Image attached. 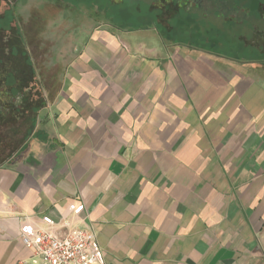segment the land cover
I'll list each match as a JSON object with an SVG mask.
<instances>
[{"label": "crops", "instance_id": "1", "mask_svg": "<svg viewBox=\"0 0 264 264\" xmlns=\"http://www.w3.org/2000/svg\"><path fill=\"white\" fill-rule=\"evenodd\" d=\"M161 29L44 35L66 56L0 144V264L39 263L21 235L45 215L94 228L98 264H264V59Z\"/></svg>", "mask_w": 264, "mask_h": 264}, {"label": "flooded vegetation", "instance_id": "2", "mask_svg": "<svg viewBox=\"0 0 264 264\" xmlns=\"http://www.w3.org/2000/svg\"><path fill=\"white\" fill-rule=\"evenodd\" d=\"M108 6L114 5L118 8L123 7L124 3L129 4V7L134 3L133 8L127 7V9L133 10L136 12L144 11L149 15V23L147 27H152V25L163 26L164 30L179 36L184 35H195L204 36L207 34H215L221 37L229 38L233 36L235 40H243L244 44L253 45L259 37V30L264 29V14L256 16L252 14L248 8H245L244 0H106ZM145 7V8H142ZM82 11L88 19H99L103 20L106 15L103 10L100 8V4L97 3V0H90L89 2L82 1ZM34 23V22H33ZM178 25V26H176ZM18 27V25H17ZM175 27H180L176 33L174 32ZM21 29V28H20ZM39 29L37 34L41 33ZM23 32H20L19 38L23 46L27 45L26 36L22 35ZM255 34H258L256 37ZM235 35V36H234ZM239 36V37H238ZM205 45H211L212 43L204 42ZM28 50V59L34 65L35 75L33 78L35 80L40 79L41 74H39L37 65L32 57L29 48ZM23 48L20 51V57L22 58L21 62L19 57H14L13 59L7 56L5 59H8L4 63L0 64V122L2 125L6 121V131L7 128L13 127L14 116L16 118L23 113H26L25 110H19L18 113L15 111L13 103L18 105L19 98L22 95L13 97L12 91L9 88L2 85L4 81L9 79L10 74L17 75L18 81H22L25 77L22 67L25 64L26 59L23 54L25 51ZM10 62V63H9ZM7 65V66H6ZM41 67V66H40ZM3 68V70H2ZM42 69V67H41ZM7 70V74L4 73ZM42 79V77H41ZM40 81L43 83V81ZM2 85V86H1ZM29 109V107H28ZM21 111V112H20ZM28 112V111H27ZM23 115V114H22ZM10 134V133H9ZM6 133L0 135V143H4L6 140Z\"/></svg>", "mask_w": 264, "mask_h": 264}, {"label": "rangeland", "instance_id": "3", "mask_svg": "<svg viewBox=\"0 0 264 264\" xmlns=\"http://www.w3.org/2000/svg\"><path fill=\"white\" fill-rule=\"evenodd\" d=\"M82 1L89 2L90 0H0L1 4H6L7 7L5 8L10 9L5 11L7 13V18L3 20L6 16L5 14L0 17V64L7 61L8 59L5 58L7 56L9 57V55L12 59L14 57H19L18 59L21 62L22 58L19 55L20 51L22 48L25 50L27 47L30 52H32L31 55L34 58L39 72H43L45 70L59 71L64 65V62H61L60 60H65V57L63 56L66 55L63 54L66 52L63 50L62 54L58 56L57 50L59 48L57 45H59L60 42H56L54 39L56 42V44H54L52 41L53 38L48 40V36H44L46 33L51 35L49 33V29L51 30L53 26L59 25V23L67 29L66 33L68 38L71 37L75 39L78 33H82V30H75L78 26H80V28H84L85 37L91 28L100 23H108L119 28L123 27L125 29L136 30V28H144L150 22L148 19L149 15L144 11L135 13L133 10L127 9V7H129V4L127 3H124L121 8L114 5L108 6V2L106 0H97V3L100 4L101 10H103L106 14L103 20H89L88 17L83 14ZM9 2H11V4L17 2V6L19 8L17 7L14 9L19 11L16 12L14 9L11 11V5L9 6ZM244 5L245 8L247 7L248 10L256 16L264 13V0H244ZM130 6L133 8L134 3ZM1 11L3 12V9ZM13 23H16V25L21 28L19 32H23L24 36H26V46H23L20 42L19 35L17 34L18 31H16L17 28L13 25ZM161 27V30H163V26ZM39 29L45 30L42 35H40V33L37 34ZM140 34L144 33L141 32ZM171 34L175 35L173 32ZM220 35L222 36V34ZM41 36H44V39ZM229 38L233 39L231 42H234L236 39L233 36H229ZM229 38H226L225 40H229ZM196 42L200 43L202 41L200 39H196ZM69 44L71 46L72 43ZM238 47L239 45L235 44L231 48L238 49ZM248 47L250 50H246L244 47L243 50L239 51V56L243 58H252L257 55L258 51H254L253 45H248ZM69 54L70 52L68 55ZM44 63H46L45 67L43 65ZM40 66L43 67V69H41ZM20 116L21 119L25 120L22 114H20ZM29 124H27L26 121L25 125L22 126L19 131V137H23V134L27 131ZM0 125H2V123H0ZM3 133L4 127L2 126L0 128V135Z\"/></svg>", "mask_w": 264, "mask_h": 264}, {"label": "built area", "instance_id": "4", "mask_svg": "<svg viewBox=\"0 0 264 264\" xmlns=\"http://www.w3.org/2000/svg\"><path fill=\"white\" fill-rule=\"evenodd\" d=\"M21 238L39 259L38 264L99 263L97 234L88 226L79 227L45 215L34 232H23Z\"/></svg>", "mask_w": 264, "mask_h": 264}, {"label": "trees", "instance_id": "5", "mask_svg": "<svg viewBox=\"0 0 264 264\" xmlns=\"http://www.w3.org/2000/svg\"><path fill=\"white\" fill-rule=\"evenodd\" d=\"M14 1V0H13ZM9 5H11V2H9ZM11 11L12 9H14V6H10ZM264 14V13H263ZM264 20V17H263ZM178 26V25H176ZM178 30H180V27H175L174 28V32L176 33ZM259 37L257 36L258 34H255L257 38V40H262L264 41V29H260L259 30ZM202 39H204V42H208L210 41V39H208L207 37L202 36ZM226 38L221 36L219 41H217L218 44H222L223 40H225ZM230 39V38H229ZM221 40V42H220ZM257 42V41H256ZM211 46H214L215 42H211L210 41ZM261 46L260 50L257 53V57L260 56L261 59H264V47ZM28 50L24 51V58L26 59L24 66L22 67L23 69V73L25 74L26 78H23L22 81H18V77L17 75L14 74H10L9 79H7V81H4L3 83H1L2 85H5V87L9 88V90L12 91L13 97L15 98L16 96H21V98H19V102L18 105H16V103H13V105H15L14 109L17 108V106H24V107H29V112L27 113H22L25 120L21 119V116L19 115L18 118H16V116H14V128H15V136H16V144L18 145L21 142V137H19V131L22 128L23 124L29 123L31 124L30 130L33 127V124L35 122L33 115H35L34 113H36V108H39L43 105V101L44 98L42 96V92H41V87H40V83L35 80L33 78V76L35 75V68L33 63L31 62L30 59H28ZM240 52H234V54L239 56ZM29 54V53H28ZM238 58H242L241 56ZM3 70V68H2ZM7 74V70L4 73V75ZM1 85V86H2ZM24 121V122H23ZM1 123V122H0ZM6 121L4 122L3 125H0V128L3 126L4 127V133H6ZM24 135V134H23Z\"/></svg>", "mask_w": 264, "mask_h": 264}]
</instances>
